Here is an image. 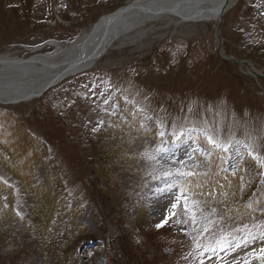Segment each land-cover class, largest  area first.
<instances>
[{"label": "rangeland", "instance_id": "rangeland-1", "mask_svg": "<svg viewBox=\"0 0 264 264\" xmlns=\"http://www.w3.org/2000/svg\"><path fill=\"white\" fill-rule=\"evenodd\" d=\"M129 1L0 0V55L68 44ZM260 8L240 0L220 30L157 23L43 96L0 103V264H225L248 248L231 264H260V239L204 252L264 229V75L220 53L264 71Z\"/></svg>", "mask_w": 264, "mask_h": 264}, {"label": "bare ground", "instance_id": "bare-ground-1", "mask_svg": "<svg viewBox=\"0 0 264 264\" xmlns=\"http://www.w3.org/2000/svg\"><path fill=\"white\" fill-rule=\"evenodd\" d=\"M240 0H131L103 15L68 44L51 41V51L20 57L0 55V103L19 104L43 96L68 77L95 66L106 54L129 45L138 34L160 22H211L222 29L225 15ZM261 11L264 13V0ZM220 53L237 62L255 78L264 75L252 62L232 56L220 44ZM228 263V262H226Z\"/></svg>", "mask_w": 264, "mask_h": 264}, {"label": "snow or ice", "instance_id": "snow-or-ice-1", "mask_svg": "<svg viewBox=\"0 0 264 264\" xmlns=\"http://www.w3.org/2000/svg\"><path fill=\"white\" fill-rule=\"evenodd\" d=\"M101 95H103V93H101ZM105 103H108L107 100H105ZM161 135L163 136V133H161ZM177 139H179V137H177ZM208 142L210 144H213L214 146L219 147V145H216L215 141H213L210 137L208 138ZM228 149L225 148L224 151H227ZM249 155H251V153H249ZM261 166H264V162H261ZM173 173L171 171H164L162 176L163 179L165 181L170 180L173 177ZM175 175L178 176H190V175H194V173L191 172H178ZM257 175L259 176H264V172H260L257 173ZM159 178V177H157ZM243 189H241L242 191ZM179 204V201H177V203H173L172 204V209H177ZM181 211H183L185 214H187L188 212V206L187 203H185L181 209ZM177 215L176 211H172L170 213V215L168 217H165L161 223L157 224L156 227L157 229L161 228L164 226V224L168 223L169 219H171V217H174ZM187 221H185L186 223ZM192 223L195 224L196 221L193 218ZM244 228H248L247 225L244 226ZM252 228L255 229V231L248 229L247 233L244 235L243 239L239 238V237H232V240H228L225 237H221L220 239H218L216 241V245L213 246H205L204 247V252H211L213 254H215L217 252V250L219 251H224L225 249H231L233 248V241H235V245L234 247H240L242 244L247 245L248 243H251L252 241L256 240V239H260V240H264V229H262L260 224H253ZM243 229H235V231H242ZM204 231H209V229L205 228ZM198 247H200V245H198ZM204 252H201L200 255L203 256ZM250 256H252L254 259H258L260 260V264H264V247L260 248L257 251H253L252 253L249 254ZM209 259H211V257H208ZM200 264H204L203 260L200 261ZM243 264H249L248 260H245L243 262Z\"/></svg>", "mask_w": 264, "mask_h": 264}]
</instances>
